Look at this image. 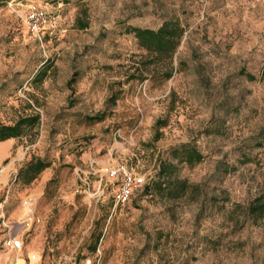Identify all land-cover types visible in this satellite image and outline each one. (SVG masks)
<instances>
[{
  "label": "rangeland",
  "instance_id": "1",
  "mask_svg": "<svg viewBox=\"0 0 264 264\" xmlns=\"http://www.w3.org/2000/svg\"><path fill=\"white\" fill-rule=\"evenodd\" d=\"M31 6L48 13L42 44L21 20ZM168 20L185 33L164 80L127 30ZM35 114L0 164V251L14 231L32 264H264V218L247 212L264 195V0H0V124ZM186 143L202 160L172 162L199 192L146 193ZM37 157L49 167L18 178ZM90 160L107 184L96 205L76 193ZM117 164L144 185L113 208L104 170Z\"/></svg>",
  "mask_w": 264,
  "mask_h": 264
},
{
  "label": "trees",
  "instance_id": "2",
  "mask_svg": "<svg viewBox=\"0 0 264 264\" xmlns=\"http://www.w3.org/2000/svg\"><path fill=\"white\" fill-rule=\"evenodd\" d=\"M83 1L84 0H78V2ZM83 11L86 15V11L81 8L79 15H81ZM75 24L80 30L88 26L87 20H83L79 16L76 18ZM127 33L133 35L139 49L145 52V66L162 64L163 70L160 75L163 76L164 80H169L172 77V58L184 36V27L178 21L168 20L163 22L156 30L130 27ZM45 34L50 33L46 31ZM134 77L135 76H129L128 79L132 80ZM115 100V96L109 99L112 103H114ZM103 119L104 114L86 117V120L89 122H100ZM38 124L39 116L37 114L21 118L13 125L0 124V143L7 140L18 139L22 137L26 131L36 128ZM260 146L261 144L258 145V147ZM169 157L171 160L167 159L159 162L152 186H146L144 191L147 193L152 189L157 195L171 200L180 199L187 193H198L199 186L190 184L186 179L180 178L176 173V165L172 161L179 164H186L191 167L202 160V154L195 146L186 143L171 149ZM5 163H7V161H5L4 164ZM48 167L49 164L45 159L39 157L32 158L26 166L19 170L18 178H24L27 183H30ZM107 202H112L111 197L107 199ZM247 212L249 216L255 219L264 218V195L255 197L249 204Z\"/></svg>",
  "mask_w": 264,
  "mask_h": 264
},
{
  "label": "built area",
  "instance_id": "3",
  "mask_svg": "<svg viewBox=\"0 0 264 264\" xmlns=\"http://www.w3.org/2000/svg\"><path fill=\"white\" fill-rule=\"evenodd\" d=\"M22 23L27 31V34L34 40L42 44L43 34L46 31L52 33V28H45L49 25L48 13L44 8L31 6L25 15L21 16ZM76 179L79 184L76 193L93 202L95 205L102 202L107 196V184L103 182L102 176H98L95 161H88L85 168H77L75 171ZM104 176L111 186L110 197L113 202V208L123 206L129 202L135 189L144 185V178L136 174L124 164L109 166L104 170ZM96 177V181L92 178ZM22 239L13 234L8 236L3 241V248L13 251L16 254L23 250ZM100 251L96 250L95 257L99 258ZM36 260L35 254L28 256L29 262ZM83 264H93L90 258L84 260Z\"/></svg>",
  "mask_w": 264,
  "mask_h": 264
},
{
  "label": "crops",
  "instance_id": "4",
  "mask_svg": "<svg viewBox=\"0 0 264 264\" xmlns=\"http://www.w3.org/2000/svg\"><path fill=\"white\" fill-rule=\"evenodd\" d=\"M14 149V142L11 140H7L0 143V164L10 156V153ZM13 235H17L20 237L19 232H12ZM8 236V234H3L1 236V239H5ZM3 247V246H2ZM5 251H0V264H26V261L28 264H32V262L28 261V256L33 253H28L23 257V253L16 254L13 251L7 250L4 248Z\"/></svg>",
  "mask_w": 264,
  "mask_h": 264
}]
</instances>
